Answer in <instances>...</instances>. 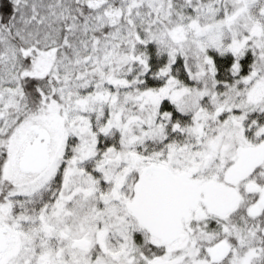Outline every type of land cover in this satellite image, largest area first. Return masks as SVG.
<instances>
[{"label": "snow or ice", "instance_id": "1", "mask_svg": "<svg viewBox=\"0 0 264 264\" xmlns=\"http://www.w3.org/2000/svg\"><path fill=\"white\" fill-rule=\"evenodd\" d=\"M0 264H264V0H0Z\"/></svg>", "mask_w": 264, "mask_h": 264}]
</instances>
